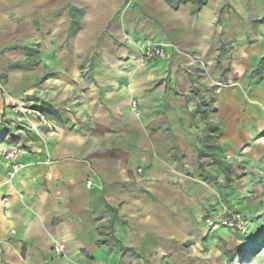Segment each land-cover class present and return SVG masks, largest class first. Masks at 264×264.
Returning a JSON list of instances; mask_svg holds the SVG:
<instances>
[{"label": "crops", "instance_id": "1", "mask_svg": "<svg viewBox=\"0 0 264 264\" xmlns=\"http://www.w3.org/2000/svg\"><path fill=\"white\" fill-rule=\"evenodd\" d=\"M151 43L169 57L142 62ZM13 98L53 131L13 129ZM9 148L0 264H205L220 163L264 160V0H0Z\"/></svg>", "mask_w": 264, "mask_h": 264}, {"label": "rangeland", "instance_id": "2", "mask_svg": "<svg viewBox=\"0 0 264 264\" xmlns=\"http://www.w3.org/2000/svg\"><path fill=\"white\" fill-rule=\"evenodd\" d=\"M32 46L34 47L30 45ZM14 67L16 64L7 67V70H12ZM26 68L34 72L40 69L37 64ZM36 85L37 83L33 88ZM24 99L39 102L30 96ZM25 100L18 101L27 103ZM46 112L53 118L59 117L53 107L48 106ZM51 131L53 130H49ZM220 166L223 179L215 181L218 186L215 193V198L218 200L216 205L219 211L226 215L241 213L247 219V228L243 233L230 229L212 234L216 237L210 238V241L219 238L218 242L207 244L204 239L205 246L196 243L195 247L198 252L207 254L203 260L205 264H264V160L260 164H252V167L243 161H237L236 164H225L222 161ZM56 246L60 245L57 243Z\"/></svg>", "mask_w": 264, "mask_h": 264}, {"label": "built area", "instance_id": "3", "mask_svg": "<svg viewBox=\"0 0 264 264\" xmlns=\"http://www.w3.org/2000/svg\"><path fill=\"white\" fill-rule=\"evenodd\" d=\"M139 54L142 62L145 64L162 61L169 57V53L165 45L154 43L141 46L139 48ZM34 107L35 105L28 102L26 103L10 99L7 102V109L14 115V119L11 123L12 128L15 130L29 128L39 135H41L42 126L46 127L48 130H52L53 127L48 122L46 115ZM132 108L137 111L138 114L137 101L132 102ZM22 155V151L18 148L2 149L0 151V157L6 160L10 165V170L8 172V177L10 179H12L23 167V164L19 162ZM139 173H142L141 169H139ZM87 186L90 188L93 186V183L88 181ZM206 224L209 228H215L218 226L227 227L239 233L245 232L247 228V222L241 213H234L232 215L220 213L217 216H209L206 218ZM14 233L15 232H12V234ZM2 245L3 241L0 239V255ZM54 251L56 253H60L62 249L60 246H55Z\"/></svg>", "mask_w": 264, "mask_h": 264}, {"label": "trees", "instance_id": "4", "mask_svg": "<svg viewBox=\"0 0 264 264\" xmlns=\"http://www.w3.org/2000/svg\"><path fill=\"white\" fill-rule=\"evenodd\" d=\"M34 108L38 109V110L41 111L42 113H45V112H46V109L43 108L42 106H36V105H35Z\"/></svg>", "mask_w": 264, "mask_h": 264}]
</instances>
